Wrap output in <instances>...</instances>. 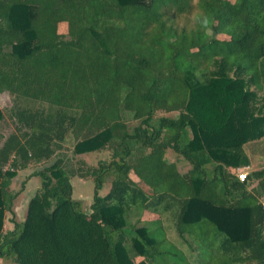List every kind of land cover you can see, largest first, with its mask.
Listing matches in <instances>:
<instances>
[{
	"label": "trees",
	"instance_id": "trees-1",
	"mask_svg": "<svg viewBox=\"0 0 264 264\" xmlns=\"http://www.w3.org/2000/svg\"><path fill=\"white\" fill-rule=\"evenodd\" d=\"M4 92L0 257L264 264V166L238 176L264 157V0H0ZM67 142L110 157L36 172L25 219L5 232L16 172ZM72 175L94 181L89 212Z\"/></svg>",
	"mask_w": 264,
	"mask_h": 264
},
{
	"label": "rangeland",
	"instance_id": "rangeland-1",
	"mask_svg": "<svg viewBox=\"0 0 264 264\" xmlns=\"http://www.w3.org/2000/svg\"><path fill=\"white\" fill-rule=\"evenodd\" d=\"M13 106L12 96L8 92L0 93V109L4 112V119L0 121V136L5 137L14 129V121L10 116V110ZM171 114L165 111H158V115ZM1 144V141H0ZM177 161L178 168L181 172H186L191 168V163L187 161L182 155H179L173 151H170ZM111 151L108 149L91 150L80 149L77 152L71 142L64 144L62 150L54 154L51 158L43 160L41 162H33L27 168L18 170L13 177L10 185V191L14 194L12 208L5 212L4 228L6 232L13 226V220L22 222L25 219L27 205L29 199L35 194V192L41 188V178L36 175V172L43 170L47 166L51 165L56 159L63 158L66 169L68 172H72L77 169L78 166L87 163L96 165L99 161L108 159ZM264 166V157L258 155L252 156L251 165L248 170L258 169ZM71 182L73 185V198L81 199L84 204L85 211H90V205L93 202V196L95 194V185L93 179L81 178L78 175L71 176ZM110 188V180H108L103 189L101 195H104ZM136 212V211H135ZM134 221L136 220L135 214ZM141 215V213H140ZM138 217V215H137ZM167 224L172 226V219H167ZM169 227V236L174 240H177V234L173 229ZM128 246L129 243H128ZM0 264H15L11 259L5 260L0 257ZM148 264H163V262L157 260Z\"/></svg>",
	"mask_w": 264,
	"mask_h": 264
},
{
	"label": "built area",
	"instance_id": "built-area-1",
	"mask_svg": "<svg viewBox=\"0 0 264 264\" xmlns=\"http://www.w3.org/2000/svg\"><path fill=\"white\" fill-rule=\"evenodd\" d=\"M247 167L241 168L238 172V176L241 180H244L246 177V173H247Z\"/></svg>",
	"mask_w": 264,
	"mask_h": 264
},
{
	"label": "crops",
	"instance_id": "crops-1",
	"mask_svg": "<svg viewBox=\"0 0 264 264\" xmlns=\"http://www.w3.org/2000/svg\"><path fill=\"white\" fill-rule=\"evenodd\" d=\"M242 168H244V167H242ZM240 169H241V168H240ZM240 169H239V170H240ZM248 169H249V168L247 167V169H246V170L248 171Z\"/></svg>",
	"mask_w": 264,
	"mask_h": 264
}]
</instances>
